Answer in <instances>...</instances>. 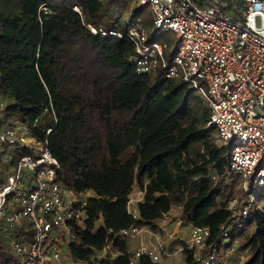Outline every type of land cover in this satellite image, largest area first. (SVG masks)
<instances>
[{
    "label": "trees",
    "instance_id": "16d2710c",
    "mask_svg": "<svg viewBox=\"0 0 264 264\" xmlns=\"http://www.w3.org/2000/svg\"><path fill=\"white\" fill-rule=\"evenodd\" d=\"M127 17L151 28L148 6L137 5ZM88 26L127 31L100 0H0L6 121L46 142L58 181L84 195L85 222L70 226L68 259L86 263L105 251L97 264H129L133 254L119 232L156 231L155 222L179 207L181 222L208 228L206 245L216 244L224 227L232 236L233 228L252 225L242 264H264V212L254 208L240 226L234 221L229 152L211 137L206 107L180 80L137 75L127 37L92 34ZM135 186L143 193L136 216L127 210ZM257 195L264 201V188ZM182 254L184 264H195L184 246ZM8 257L0 239V264ZM139 264L158 263L143 257Z\"/></svg>",
    "mask_w": 264,
    "mask_h": 264
},
{
    "label": "built area",
    "instance_id": "2783aa9c",
    "mask_svg": "<svg viewBox=\"0 0 264 264\" xmlns=\"http://www.w3.org/2000/svg\"><path fill=\"white\" fill-rule=\"evenodd\" d=\"M137 4L150 9L149 30L141 18L127 16L121 17L127 27L124 34L88 29L127 37L134 46L129 63L137 75L160 72L164 79L183 82L200 99L216 143L229 152L227 174L241 183L242 199L233 212L240 226L264 188V0ZM163 32L174 35L170 49L150 39ZM58 168L46 142L37 141L18 121H6L0 98V239L8 264H77L64 256L72 239L70 226L83 227L85 222L84 195L58 181ZM141 232L129 228L119 234L133 238ZM208 235L207 227L191 226L184 249L195 264H227L235 250L230 229L224 227L213 245H206ZM165 254L158 241L141 245L129 264H139L143 257L159 262ZM101 257L96 253L82 264H97Z\"/></svg>",
    "mask_w": 264,
    "mask_h": 264
},
{
    "label": "rangeland",
    "instance_id": "374dc122",
    "mask_svg": "<svg viewBox=\"0 0 264 264\" xmlns=\"http://www.w3.org/2000/svg\"><path fill=\"white\" fill-rule=\"evenodd\" d=\"M101 4L104 8L107 10H110V12L114 15L116 18H121L123 16H127V13L137 7V0H100ZM110 2V3H108ZM150 39L162 43H166L168 48L170 49L173 46L174 43V35L171 32H163L160 33L159 35L156 36H151ZM203 105V103H201ZM211 137L216 141V132L213 131ZM233 181L235 182L234 189H233V198L229 202V208L236 213L237 208L239 207V203L242 199V190H241V183L240 180H238L235 177H232V179H229L228 181ZM258 192V191H257ZM128 198V204H127V210L130 213H133L132 207L135 204L136 199L138 198L137 194V188L135 186V190L133 189L132 193L130 194ZM259 209L264 212V201L260 200L258 198V195L255 199V203L253 205V209ZM178 214L179 211L176 210L173 207V211L171 214L168 216L170 221L172 222L175 218H173V215ZM137 215V214H136ZM178 217V216H177ZM187 224L184 222L178 223L174 229L175 233L178 238L173 240V242H166L164 243L165 245V252H176L174 255L170 256L169 259H172L171 261L173 264H182L183 263V256H182V251H178L177 248L181 247L184 245V241L187 240L188 234L186 227ZM253 226H248L246 227L243 231L240 230V228H233V234L230 236V241L232 244L235 245V250L233 255H231L228 260L230 261V264H239L240 262L244 261L247 257V249L243 247L245 243V238L246 236L252 231ZM104 251L99 253L98 255L104 256ZM65 258H68L67 255L64 256ZM167 257L165 255L161 256V259L164 260ZM69 260V259H68ZM160 261V260H159ZM77 264H82V263H77Z\"/></svg>",
    "mask_w": 264,
    "mask_h": 264
},
{
    "label": "crops",
    "instance_id": "0c3cea01",
    "mask_svg": "<svg viewBox=\"0 0 264 264\" xmlns=\"http://www.w3.org/2000/svg\"><path fill=\"white\" fill-rule=\"evenodd\" d=\"M133 189L135 190V187ZM137 194H138V198L136 199L135 204L132 207V210H133V213L132 214L134 216H136V214H137V204L140 203L142 201V198H143V193L141 191H139L138 188H137ZM86 195L89 196L90 193H87ZM129 196H131V195H129ZM174 208L180 212L179 207H174ZM172 211H173V207L163 217V219L158 220V221L155 222V225L157 227V230L156 231H151V230H149L146 227H142V228H140L142 230L141 234H139L138 236L133 237V238H127L126 239V244H127L128 251L133 254L136 250L139 249V247L141 245L152 244V243H155L156 241H158L159 243H161V245L163 247V250L165 251L166 249H165L164 243H166L168 241L169 242H173V240H175L176 238H178L177 236H175L176 233H175V230L174 229H176L175 226L178 223H180V221H181L180 218L177 217L178 214L173 215V218H175V219L172 222L170 221V219H169L168 216L171 214ZM102 226H103V222L100 219L96 223V227L98 228V227H102ZM190 227H191V225H188V224L185 227L186 230H187L188 236H189ZM186 241H184V245H185V242ZM230 243H231V241H230ZM183 246L178 247L177 250L178 251H182ZM99 253H101V252H99ZM165 253H166L165 256L167 258L164 259V260H162L161 257H160V261L157 262V263L158 264H173V262L171 261L172 259H169V258H170V256L174 255L176 252H167L166 251ZM182 256H183V254H182ZM242 263H243V261L240 262L239 264H242ZM182 264H184V256H183V263ZM227 264H230V261L228 259H227Z\"/></svg>",
    "mask_w": 264,
    "mask_h": 264
},
{
    "label": "water",
    "instance_id": "95a60500",
    "mask_svg": "<svg viewBox=\"0 0 264 264\" xmlns=\"http://www.w3.org/2000/svg\"><path fill=\"white\" fill-rule=\"evenodd\" d=\"M213 128V127H212Z\"/></svg>",
    "mask_w": 264,
    "mask_h": 264
}]
</instances>
